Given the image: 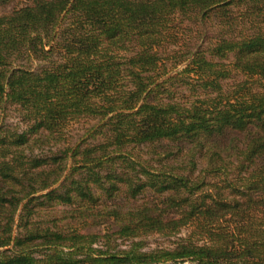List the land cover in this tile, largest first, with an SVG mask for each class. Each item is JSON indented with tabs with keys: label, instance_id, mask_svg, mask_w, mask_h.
Segmentation results:
<instances>
[{
	"label": "trees",
	"instance_id": "trees-1",
	"mask_svg": "<svg viewBox=\"0 0 264 264\" xmlns=\"http://www.w3.org/2000/svg\"><path fill=\"white\" fill-rule=\"evenodd\" d=\"M185 20L218 34L183 49ZM7 104L0 264H264V0H30L0 13ZM83 119L100 142L35 153Z\"/></svg>",
	"mask_w": 264,
	"mask_h": 264
},
{
	"label": "rangeland",
	"instance_id": "rangeland-1",
	"mask_svg": "<svg viewBox=\"0 0 264 264\" xmlns=\"http://www.w3.org/2000/svg\"><path fill=\"white\" fill-rule=\"evenodd\" d=\"M30 0H14L8 6L0 7V13L8 12L13 8H17L23 6L24 4H28ZM179 31V39L180 46L183 49H191L196 50L199 46L203 45L208 46L210 42L215 39L217 30L215 28L214 23H206L205 25L197 24L195 20H185ZM171 47V45H170ZM175 47V46H172ZM40 62H35V65ZM227 83V84H226ZM232 82H224L225 87ZM173 90L176 92V95L187 94V90L183 87L175 86ZM0 123H3L5 127L10 129H16L18 131H23L26 128V121L22 113L18 110V108L14 105L7 104L5 109L0 111ZM97 120L95 119H83L79 122L72 124L65 133V139L57 144H44L40 147L34 148L35 153H44L48 154L51 152L58 153L59 151L65 150L69 147H77L84 145L97 143L101 141L100 136H96V138H92L91 134L93 131L91 129L96 125ZM132 154L136 155L137 160L144 164H152L154 167H157V162L151 154L147 152L145 147L135 148L130 151ZM65 207H56L53 210L45 211L42 213V217L36 216L35 219L40 220L42 224H49L51 219L55 218L56 220L64 216ZM67 222V221H66ZM106 226L99 227H90V228H81L82 231L90 230L94 232H104ZM189 233V229H182L180 233L172 235V236H163L159 234L148 235L143 238L144 248L145 249H156V248H171L174 247L177 241L181 238L186 237ZM113 245H118L120 247H124L126 244L121 242L120 240L114 241Z\"/></svg>",
	"mask_w": 264,
	"mask_h": 264
}]
</instances>
